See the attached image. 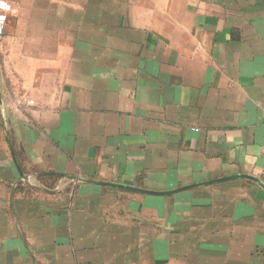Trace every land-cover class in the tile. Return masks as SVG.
Segmentation results:
<instances>
[{
  "label": "crops",
  "instance_id": "1",
  "mask_svg": "<svg viewBox=\"0 0 264 264\" xmlns=\"http://www.w3.org/2000/svg\"><path fill=\"white\" fill-rule=\"evenodd\" d=\"M0 264H264V0H10ZM110 1H113L110 5Z\"/></svg>",
  "mask_w": 264,
  "mask_h": 264
},
{
  "label": "water",
  "instance_id": "2",
  "mask_svg": "<svg viewBox=\"0 0 264 264\" xmlns=\"http://www.w3.org/2000/svg\"><path fill=\"white\" fill-rule=\"evenodd\" d=\"M232 178H247V179H250V180L256 182L259 186H261V188L264 189V182L263 181H261L260 179H258L255 176L248 175V174H238V175H234V176L218 178V179L212 180L210 182L188 184L186 186H182L180 188H177V189H174V190H168V191H152V190H146V189H142V188H138V187H134V186L113 183V182H100V183H102L104 185H108V186L124 188V189L138 191V192H142V193H146V194L169 195V194H173V193H177V192L183 191V190L191 188V187H195L197 185H202V184H205V183H212V182H219V181H224V180H228V179H232Z\"/></svg>",
  "mask_w": 264,
  "mask_h": 264
},
{
  "label": "built area",
  "instance_id": "3",
  "mask_svg": "<svg viewBox=\"0 0 264 264\" xmlns=\"http://www.w3.org/2000/svg\"><path fill=\"white\" fill-rule=\"evenodd\" d=\"M12 11L10 0H0V38L5 34V29Z\"/></svg>",
  "mask_w": 264,
  "mask_h": 264
},
{
  "label": "rangeland",
  "instance_id": "4",
  "mask_svg": "<svg viewBox=\"0 0 264 264\" xmlns=\"http://www.w3.org/2000/svg\"><path fill=\"white\" fill-rule=\"evenodd\" d=\"M117 1V3L119 4V5H123L124 4V0H116ZM137 2L139 1V0H136ZM107 2H108V0H101V5H105V7L107 6ZM113 1H110V5H111V3H112Z\"/></svg>",
  "mask_w": 264,
  "mask_h": 264
}]
</instances>
